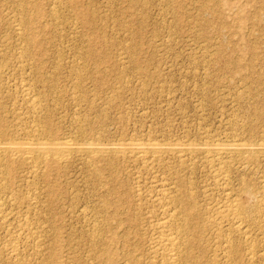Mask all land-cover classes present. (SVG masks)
<instances>
[{
	"label": "rangeland",
	"instance_id": "1",
	"mask_svg": "<svg viewBox=\"0 0 264 264\" xmlns=\"http://www.w3.org/2000/svg\"><path fill=\"white\" fill-rule=\"evenodd\" d=\"M0 80V139L17 140L28 124L18 89L32 83L49 141L199 144L234 136L255 149L232 159L224 187L217 165L200 155L182 163L166 155L148 168L112 155L70 157L41 167L31 186L16 163L6 179L16 205L5 208L24 213L21 199L34 194L36 210L26 217L41 236L14 260L2 251L9 236L0 225V264H161L148 254L162 217L151 196L159 179L181 201L192 195L197 210L186 263L264 264V0H0ZM245 188L254 198L241 233L231 232L230 219L213 226L224 198L245 200Z\"/></svg>",
	"mask_w": 264,
	"mask_h": 264
},
{
	"label": "bare ground",
	"instance_id": "2",
	"mask_svg": "<svg viewBox=\"0 0 264 264\" xmlns=\"http://www.w3.org/2000/svg\"><path fill=\"white\" fill-rule=\"evenodd\" d=\"M20 20L18 21L20 22ZM21 23L27 24V21L25 22L23 20V22ZM18 25L20 24L18 23ZM21 27H24V26L22 25ZM20 28L19 30H17V33H18V36L22 37L23 32L21 31L22 28L21 30ZM23 53L25 55V52ZM25 61H21V62L25 63ZM24 63H23V66H25ZM20 64L21 63H19V65ZM25 67H28V66H25ZM29 69L30 68H28V70ZM31 84L30 83L21 84V89L20 88L18 89V90H21L22 95L20 94V96L23 97V101L25 102L24 106L26 107L25 109L26 114L24 113L23 114L25 115L24 116L25 119L26 118L29 119V121H27L28 124L24 123V125L25 124L26 125L23 126V128H21L20 137L17 140L0 139V225H3L6 227V232L9 236L8 242L7 244L4 245L2 251L4 250L11 258H14V260L20 259L22 249L24 248L25 244H27L28 242L37 243L39 242V238L41 236L40 235L41 226L38 223L29 222L30 217L29 219H27L26 217L30 212L32 214V211H30L31 209L36 210L34 209V207H36L37 205H35L36 201H35V196L33 192H31L33 195L28 194V196L21 199V203L23 207L25 208L24 213H22L16 207L11 208L9 210H6L5 208V207H8L9 205L11 206L16 205V202H15L16 200L14 197H12L13 195L11 194V192H9L7 181H6L7 177L11 173L12 166L16 163L21 166L24 165L28 169L26 173L27 174L26 179L30 185V182H34V180L38 178L37 177L38 170L39 169L41 170V167L43 168V166L47 165L48 163H51L53 165H61L65 163L67 159H69L70 157H78L80 159L90 161L95 158L112 155V156L120 157V159L123 158L125 160L128 159L134 162H138L142 164L143 167L148 168V166L152 165L154 161L158 162V160H160L166 155L177 158L178 159L177 162L179 161L180 163L184 161L185 157L187 158V157H191L194 155H198V156L200 155L203 157L205 161H209L210 163L212 162L213 164L217 165L218 169L216 170L217 172H215L216 173L215 176L218 179L216 177L215 178L216 180H218V182L216 184L221 187L222 183L220 180L224 181V179L222 178L223 176H225L224 175L225 172L227 174L228 172L227 168L229 167V165H231V163H233L234 165V162H236L238 158L244 156L245 154L249 155V153L255 151V149L251 148L249 144L247 143L245 144L244 142H242L241 139L233 138L234 136L230 138L226 137V138L210 139L208 141H205L199 144L197 143L194 144L188 141L187 142H177V141L171 142L170 141L166 143H159L154 140H128V141H124L121 143L105 144V143H102L101 141L95 142V141H89V140L84 141V142H76L73 138H68V137L63 138L61 140L49 141L47 140L46 135L40 128L39 115H40V109H42L41 108L42 103L38 97H35L34 95L35 86L32 87ZM24 106H23V109L25 108ZM77 131H78V128H77ZM258 151L264 154V144H260L258 146ZM234 158H237V160L232 162V159ZM180 165L183 166V164H180ZM209 167H210V164H209ZM166 182L167 181H165L164 179H159L156 182L158 184V189L151 192V196L154 198L153 200L154 202H156L157 209L161 212L162 217L156 223V226H155L156 235L152 237L149 242L150 252H148V254L150 253L149 255H151V257L153 258H159L161 264H190V262L186 263L188 261V258L190 257V255L188 254L189 249L187 247V240H186L187 237L186 236L188 235V232H190L191 230L190 229L191 221H194V219L197 217L196 216L197 210H195V207H194L195 205H193L192 203L193 201L192 195L186 196L185 197L186 199L184 198V200L181 201L179 200L180 198H178L179 196L176 197L177 195L175 196L173 194V191H172L173 188L169 186L168 184L169 182L168 183ZM241 192H243V195L245 194L244 195L245 200L244 199L238 200V199L231 198V197L224 198L223 204L220 206L219 209L217 208L218 210H217L216 216L213 217L211 220V223L213 224V226L215 224L219 225L220 222H222L223 220L230 219V223H231L230 227L232 228L231 232H235L238 234L241 233L242 231L241 224L243 223V220L246 217V216L244 217L245 210L247 206L249 205V203L253 201L252 200L253 195H252L251 190L245 188ZM178 201L179 202L181 201L180 203L181 205L179 204L181 206L180 210H178V208L176 209L177 207L176 204H178ZM254 202L256 203L255 200ZM21 203L19 204L21 205ZM258 207L260 206L257 205V209ZM259 210L261 209L259 208ZM22 215H24L25 218L23 217V219L21 218L22 220H20L19 217ZM97 222L91 224L88 228V231L92 238L91 240L93 241H96L98 239L99 233H100V225ZM222 228L218 230L221 234L222 232H224L222 231ZM219 232L218 234H220ZM192 233L190 235H192ZM229 234L230 232L229 233L225 232V234H223L224 236L223 244L224 245L222 246V249L224 251V258L226 259V261L232 262L231 260H233L232 258L235 253L233 252L234 250L232 248V244L229 239ZM37 246H38V243H37Z\"/></svg>",
	"mask_w": 264,
	"mask_h": 264
}]
</instances>
